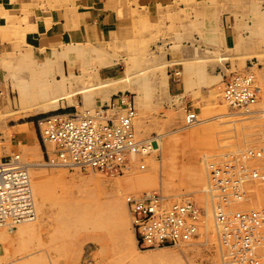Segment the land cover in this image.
<instances>
[{
  "label": "rangeland",
  "instance_id": "rangeland-1",
  "mask_svg": "<svg viewBox=\"0 0 264 264\" xmlns=\"http://www.w3.org/2000/svg\"><path fill=\"white\" fill-rule=\"evenodd\" d=\"M245 5V2H239L241 14L249 12L254 18V8ZM203 7V10L194 7L176 13L184 20L174 24L176 39H161L160 48L141 46L132 49L134 53L125 57L126 70L154 64L159 58L162 60L164 48L169 44L178 48L203 45L208 48L209 56L218 55V51L210 49L218 42L220 16L215 6ZM104 51L84 47L78 57L89 69L90 83L98 82L96 76L102 71L98 67L104 62L103 57H107ZM25 57L24 62L17 65L9 90V75L13 72L6 70L0 85V89H5L4 95L0 90V99L5 100L4 103L0 101V157L20 150L23 161L33 165L30 176L37 219L11 231L0 230V264H221V246L208 207L200 236L191 243L138 251L125 197L157 191L165 197L189 198L205 206L208 177L204 158L264 146V72L257 71L258 66L264 68V56L258 57L261 58L258 61H255L257 57L236 56L221 65L209 62L206 67L212 66V75L224 72L225 76L194 78L191 92L180 98L170 94L168 86L158 85L156 76L150 73L148 85L140 90L139 107L134 94L124 96L135 103L136 122L141 126L136 137L154 139L157 145L153 144L154 151L144 158L145 170L134 169L112 177L52 165V146L41 142L36 128V120L42 115L69 114L91 106L83 107L79 100H74L68 106L60 103L58 109L50 112L5 114L26 104L18 92L19 81L31 83L36 80L39 84L43 81L45 87L54 82L48 66L41 65L40 68L37 58ZM116 69L121 71L120 67ZM246 73L253 75L255 86L260 89L256 103L248 110H233L223 101L222 91L226 82ZM38 88L35 87L34 94L30 92L32 101L39 96ZM116 97L113 95L112 98ZM188 111L197 114V123L190 127L185 126ZM19 116L22 117L17 118ZM17 143L19 147H16ZM25 147L26 156L22 152ZM247 162L256 169L263 168L262 161ZM41 164L47 166H37ZM236 208H264V182L250 184L245 203Z\"/></svg>",
  "mask_w": 264,
  "mask_h": 264
},
{
  "label": "crops",
  "instance_id": "crops-1",
  "mask_svg": "<svg viewBox=\"0 0 264 264\" xmlns=\"http://www.w3.org/2000/svg\"><path fill=\"white\" fill-rule=\"evenodd\" d=\"M241 1L247 8H254V18L249 12L241 14ZM205 4L215 6L220 16L218 42L210 49L218 51V55L209 56L203 45L178 48L169 44L164 48L162 60L126 70L125 57L134 53L132 49L160 48L161 39H176L174 24L184 21L176 13L194 7L203 10ZM84 47L105 50L107 57H103L104 62L98 67L102 71L96 76V83L88 82L89 69L78 58ZM25 55L37 58L40 68L48 66L54 82L45 87L43 81H39L41 84L36 80L19 81L18 92L26 104L17 111L5 112L10 116L50 112L58 109L60 103L68 106L74 100H79L83 107L91 106L87 109H95L110 102L113 95L124 97L126 93L135 95L139 107L140 90L148 85L150 73L156 76L158 85L168 86L169 93L180 98L191 92L194 78L225 76L224 72L212 75V66L206 67L209 62L221 65L236 56L257 57L258 61L261 59L258 57L264 56V0H0V85L6 70L14 73L9 75L7 90ZM258 67L257 71L264 72V68ZM35 87H39V96L32 101L30 92ZM0 90L2 94L5 92L3 87ZM0 101L5 102L3 97ZM133 104L135 107L134 101ZM136 121L138 136L141 126ZM22 152L26 156V147Z\"/></svg>",
  "mask_w": 264,
  "mask_h": 264
},
{
  "label": "built area",
  "instance_id": "built-area-1",
  "mask_svg": "<svg viewBox=\"0 0 264 264\" xmlns=\"http://www.w3.org/2000/svg\"><path fill=\"white\" fill-rule=\"evenodd\" d=\"M257 94L253 75L246 73L225 83L222 99L231 109L242 110L256 103ZM136 118L133 101L117 96L93 110L42 115L35 124L41 142L53 148V165L112 177L145 170L144 158L157 145L154 139L136 137ZM196 123V114L188 112L185 126ZM250 160L262 161L263 168L251 167ZM203 162L208 177L205 206L189 198L167 199L157 191L125 197L136 248L191 243L200 236L208 207L221 264H264V208H236L245 203L250 184L264 182V146L227 151ZM36 218L28 164L19 152L0 157V230Z\"/></svg>",
  "mask_w": 264,
  "mask_h": 264
},
{
  "label": "bare ground",
  "instance_id": "bare-ground-1",
  "mask_svg": "<svg viewBox=\"0 0 264 264\" xmlns=\"http://www.w3.org/2000/svg\"><path fill=\"white\" fill-rule=\"evenodd\" d=\"M200 61V60H199ZM131 71V70H130ZM25 83V82H24ZM20 86V85H19ZM41 86V85H40ZM49 87V86H48ZM258 89V88H257ZM259 90V89H258ZM29 91V90H28ZM27 99V98H26ZM31 101V100H30ZM46 105V104H45ZM250 107L246 108L245 110H248ZM84 110H93V109H82L80 111H84ZM79 112V111H78ZM53 149V148H52ZM53 151V150H52ZM154 150L151 151V153L153 152ZM22 159V158H21ZM23 160V159H22ZM26 163V162H25ZM28 164V163H27ZM53 165V164H52ZM37 166H47L45 164H41V165H37ZM28 167H29V173H30V170L31 168L33 167V165L31 164H28ZM134 171V170H133ZM132 172V171H131ZM130 173V172H129ZM31 177V176H30ZM32 191H33V187H32ZM37 191V190H36ZM165 197V196H164ZM33 198H34V193H33ZM167 199H169V197H165ZM34 201H35V198H34ZM35 206H36V203H35ZM36 212H37V209H36ZM128 212V211H127ZM129 216V215H128ZM37 219V218H36ZM34 222V221H33ZM26 223H30V222H26ZM23 224V223H22ZM21 225V224H20ZM10 229V228H9ZM25 230V229H24ZM11 231V229H10ZM133 233V232H132ZM135 242V241H134ZM136 245V244H135ZM138 250V249H137ZM139 251V250H138Z\"/></svg>",
  "mask_w": 264,
  "mask_h": 264
}]
</instances>
